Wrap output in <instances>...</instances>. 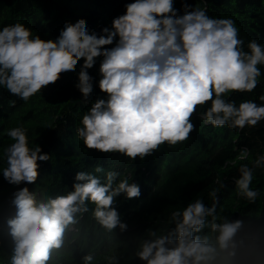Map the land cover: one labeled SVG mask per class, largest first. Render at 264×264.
Returning a JSON list of instances; mask_svg holds the SVG:
<instances>
[{"label":"clouds","instance_id":"1","mask_svg":"<svg viewBox=\"0 0 264 264\" xmlns=\"http://www.w3.org/2000/svg\"><path fill=\"white\" fill-rule=\"evenodd\" d=\"M181 5L182 14L175 0H132L100 32L79 19L66 21L53 39L19 21L4 25L0 88L27 104L64 74L76 72L83 60L74 86L87 104L96 85L89 70L102 58L98 87L103 95L84 112L76 136L88 150L132 162L154 156L165 145L185 144L197 131L196 118L217 129L256 128L264 122V94L260 103L237 104L231 97L253 93L260 84L264 44L253 38L245 45L236 21L210 16L204 0L195 6L181 0ZM6 134L11 143L0 152V175L16 190L8 201L11 213H0V244L6 237L9 249L0 264H53L56 254L76 243L78 225L89 212L107 232H128L116 205L121 196L142 195L131 173L122 176L97 165L94 171H78L71 190L51 195L37 185L40 162L51 155L39 144L32 146L22 124ZM234 151L238 155L223 167L248 161L239 164L233 182L237 197L255 204L261 192L253 181L256 171L264 170V154L252 159L247 147ZM213 183L218 187L208 192L210 206L196 198L174 208L156 221L157 227L136 237L134 250L129 241H118L122 251L106 255L104 264H122L123 259L129 264L136 259L143 264H264V226L254 227L250 218L219 216V193L227 185L219 174ZM95 261L92 251L82 256V264Z\"/></svg>","mask_w":264,"mask_h":264},{"label":"trees","instance_id":"2","mask_svg":"<svg viewBox=\"0 0 264 264\" xmlns=\"http://www.w3.org/2000/svg\"><path fill=\"white\" fill-rule=\"evenodd\" d=\"M132 0H0V28L19 21L40 34L44 39H53L59 35L66 21H87L89 29L97 32L111 26L114 17L124 14L125 3ZM193 6L201 0H187ZM208 14L214 17H232L240 29V36L247 41L255 38L264 44V0H204ZM175 7L181 10V0H175ZM102 59V58H100ZM89 72L96 78V85L88 103L83 102L82 94L75 88L78 82L76 72L64 74L60 81L51 85L41 94L25 104L18 97L10 95L0 88V152L11 143L7 129L18 124L28 128L32 146L39 144L43 151L51 155L48 162H40V179L37 185L55 195L71 190L78 171H94L97 165L109 170L119 171L122 176L131 173L132 178L141 186L139 199L118 198L117 209L121 219L129 225V230L121 234L119 229L107 232L93 219L91 212L81 220L80 235L76 243L54 256L53 264H82V256L88 251L94 252V264H104V257L115 251H122L118 241L130 243V251L135 248V239L143 235L149 227H157V220L166 219L174 208H183L196 198H203L211 205L208 197L211 188L218 187L213 181L217 174L227 185L221 189L219 216L229 219H251L254 227L264 226V170H257L253 187L260 189L261 195L255 204H249L237 197L233 177L238 176L236 167H223L225 161L238 155L234 149L247 147L252 159L264 154V122L256 128L243 131L225 128H213L204 125L198 118L194 120L197 131L183 145L175 148L163 146L154 156L144 161L139 158L132 162L119 154L105 155L88 150L76 136V127L84 112L97 96H102L98 87L99 64ZM264 73V66L261 67ZM264 94V75L253 93L234 94L237 104L242 100H254ZM15 100V107L9 102ZM235 141V143H234ZM0 161V167H3ZM102 175V174H98ZM131 182V181H130ZM25 185H21L23 187ZM35 188V185H27ZM16 186L9 185L0 175V213L9 215L8 201ZM94 208V205H89ZM0 244V259L7 261L9 249L7 238ZM83 250V252L81 251ZM122 264H129L126 259ZM130 264H143L138 259Z\"/></svg>","mask_w":264,"mask_h":264}]
</instances>
